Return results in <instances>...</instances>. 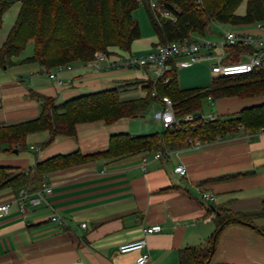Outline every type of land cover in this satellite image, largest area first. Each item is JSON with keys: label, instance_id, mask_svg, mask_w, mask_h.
Segmentation results:
<instances>
[{"label": "crops", "instance_id": "crops-1", "mask_svg": "<svg viewBox=\"0 0 264 264\" xmlns=\"http://www.w3.org/2000/svg\"><path fill=\"white\" fill-rule=\"evenodd\" d=\"M247 1L238 7V15L245 14ZM14 4L17 13L21 2L11 6ZM9 9L3 14V23ZM257 24L244 27L264 36ZM214 25L204 37L218 38ZM142 35L127 53L139 55L154 50L159 42L155 31ZM34 50V42L29 41L13 58L14 64L0 66V126L37 118L43 98L63 104L89 93L116 89L123 99H135L145 96V86L152 80L150 73L148 78L142 69L96 70L74 61L71 69L60 74L64 84L58 85L42 63L24 61L33 56ZM127 53L111 49L108 54L115 58ZM228 58L227 62L235 63L229 52ZM177 62H171V69L182 68ZM178 83L181 89H189ZM205 100L202 108L206 103L209 108L195 114H216L227 119L245 107L263 104L264 94L247 99L233 96ZM154 103L156 108L158 104ZM85 124H91L94 131L106 132L105 148L98 149L101 143L97 140L92 145L81 142L79 135L87 129ZM113 124H79L76 136L59 135L40 152L32 146L41 147L50 132L30 133L26 146L17 148V152L16 148L9 151L8 145L3 146L0 166L27 171L57 154L105 150L111 135L120 133L108 131ZM154 153L117 161L95 160L50 172L44 176L53 185L52 206H28L24 214L14 201L19 189H1L0 204L13 202L7 214L0 212V264H137L141 252L122 254L119 247L140 239L147 243L143 250L150 256L146 264H180L181 250L207 244L220 228L223 218H217L219 211L245 217L222 227L211 264H264V215H249L264 207V131L250 133L239 127L199 145L185 141L158 160ZM143 156L148 158L146 171L142 168ZM179 165L186 167L185 176L175 172ZM204 192L213 193L215 200L204 199ZM54 212L66 224L53 222ZM155 224H160L162 230L145 235L143 229Z\"/></svg>", "mask_w": 264, "mask_h": 264}, {"label": "trees", "instance_id": "trees-1", "mask_svg": "<svg viewBox=\"0 0 264 264\" xmlns=\"http://www.w3.org/2000/svg\"><path fill=\"white\" fill-rule=\"evenodd\" d=\"M15 1L21 2V8L0 49V66L14 64L13 58L25 49L29 41L34 42L35 50L33 56L24 61H38L46 70H51L74 61H91L96 52L109 53L111 47L128 52L141 36L139 23L133 17L139 0H0V28L3 14ZM157 1L175 18L155 16L148 3L147 12L158 43L191 39L195 34L204 37L213 23L264 25V0H248L244 15L237 14L243 0H201L200 4L198 0ZM226 50L232 61L238 62L242 53L252 49L238 44L229 45ZM165 78L168 79L166 83ZM154 90L159 96H169L177 115L183 117L199 112L203 101L209 97L247 99L264 94V66L249 73L216 76L207 87L189 89L179 87L177 71L172 68L157 82L150 80L145 86V96L135 99H123L116 89L89 93L63 104H56L52 98H43L42 110L37 118L0 126V151L4 150V145H8L9 151L25 147L27 136L33 132H50L49 138L41 145L44 148L59 135L76 136L79 124L96 121L114 123L143 115L158 100L152 96ZM184 126H188L189 130L182 128L136 136L116 133L111 135L105 150L89 154L80 150L57 154L38 162L33 170L11 171L9 167L0 166V190H17L24 186L37 188L44 175L50 172L95 160L117 161L142 153L171 151L180 147L188 137L214 141L239 127L256 132L264 127V103L245 107L227 119L218 116L213 121L195 126L187 122ZM219 215L217 218L222 217L223 221L211 240L205 245L181 250L180 264H211L222 227L230 222L242 221L245 217L220 211ZM249 215H264V207L261 212Z\"/></svg>", "mask_w": 264, "mask_h": 264}, {"label": "built area", "instance_id": "built-area-1", "mask_svg": "<svg viewBox=\"0 0 264 264\" xmlns=\"http://www.w3.org/2000/svg\"><path fill=\"white\" fill-rule=\"evenodd\" d=\"M150 8L155 16H162L165 18H171V13L162 8L157 0H148ZM202 3L198 0V4ZM175 19L174 17H172ZM260 30L264 31V25L262 23L257 24ZM243 45L250 47L252 50L246 51L241 54L238 62L229 63L226 61L228 58V51L226 47L229 45ZM244 58V59H243ZM178 59V67L190 66L196 62L202 60L214 61L212 72L215 76H229L236 74H244L252 72L258 68L264 66V36L261 34H254L248 31H236V30H224L217 40L207 39H183L170 41L166 43H158L154 50L145 54H123L117 55L115 58H110L108 53L98 51L95 54L94 59L88 62H82L84 65L96 69L118 70V69H142L145 76L149 78V73L152 71L154 77L153 82H157L160 78H164L165 74L171 69V62ZM72 68L71 63L58 65L54 70H46L48 76L55 80L58 85H63L64 81L60 78V74L65 70ZM164 82H168L165 78ZM152 96L158 98L156 102L158 106L155 108L154 118L163 124L166 130H181L184 128L189 130L188 126H184L185 123H191L192 126L196 124H202L216 120L218 116L216 114L202 115L189 113L183 117H179L176 113L174 102L167 96H159L154 90ZM209 99H212L209 97ZM264 127L260 128L256 132H263ZM255 133V132H250ZM187 142L189 144L199 145L202 140L199 137H188ZM37 152L41 151V147L32 146ZM170 150L164 152L157 151L154 153V159L158 160L162 157L169 156ZM147 156L142 158V168L147 170ZM175 172L181 176L187 174V169L184 165H179L175 168ZM53 193V185L48 182L44 176V179L39 187L34 188L32 186H24L18 190V194L14 201L18 204V208L21 214H24L28 206H40L46 205L52 206L50 196ZM203 198L209 201L215 200V195L211 192H204ZM12 200L6 201L0 204L1 214H7L10 210ZM53 222L59 224H66L64 218L54 212L51 217ZM83 228H86V224H82ZM162 226L155 224L147 226L143 229L145 235L160 232ZM146 240L140 239L132 242L122 244L119 247V252L122 254L139 251L141 254L137 258V264H146L149 260V254L143 252L146 247Z\"/></svg>", "mask_w": 264, "mask_h": 264}, {"label": "rangeland", "instance_id": "rangeland-1", "mask_svg": "<svg viewBox=\"0 0 264 264\" xmlns=\"http://www.w3.org/2000/svg\"><path fill=\"white\" fill-rule=\"evenodd\" d=\"M147 5H148V0H139V6L137 9L133 12V17L135 20L138 21L139 26H140V31L143 33V35H148L149 33H154V29L151 25L149 15L147 12ZM16 7L17 5L14 4L13 6L10 7L8 12L6 13L4 17V23L3 27L0 29V49L3 45V41L7 39L11 29L13 28L19 11L16 13ZM11 26L12 28H8V26ZM213 26L214 32L218 36V38L215 39V37H208L207 39L211 40H217L220 38V35L224 30H236V31H247L244 26L245 25H237V26H231V28L226 27L225 25L222 24H217ZM252 33V32H251ZM142 35V34H141ZM142 35V36H143ZM193 39H202L199 35L195 34L192 36ZM4 41V42H5ZM113 49H118L120 53L126 52L123 51L122 49L118 47H111L109 50ZM214 61L211 60H202L199 62L194 63L192 66L188 67H182V68H177V76H178V82H180V86L184 88H190V87H198V86H207L211 84L214 80V74L212 72V67H213ZM150 76L153 78L154 74L152 71H150ZM207 82L203 84L205 81ZM158 101V100H157ZM154 104H156V102ZM206 100L204 101L205 104ZM205 107L209 108V105L206 103L204 105ZM204 107V109H205ZM203 109V108H202ZM203 109V112H204ZM206 110V109H205ZM202 111V110H201ZM155 115V106L152 104L145 112L143 115L133 117V118H127V119H122L112 126L108 127V131H120V132H130L131 134H149V133H163L165 131V128L162 123L157 121L154 118ZM203 115V114H202ZM205 115V114H204ZM207 115V114H206ZM85 128L83 131L80 133V139L83 144H94V142L97 140V142L101 143L100 148L98 149H103L106 147L103 142L105 141V136L106 132L102 130H93L94 127H92L91 124H85ZM187 141V140H186ZM95 142V143H97Z\"/></svg>", "mask_w": 264, "mask_h": 264}, {"label": "water", "instance_id": "water-1", "mask_svg": "<svg viewBox=\"0 0 264 264\" xmlns=\"http://www.w3.org/2000/svg\"><path fill=\"white\" fill-rule=\"evenodd\" d=\"M15 151L17 152V149Z\"/></svg>", "mask_w": 264, "mask_h": 264}]
</instances>
